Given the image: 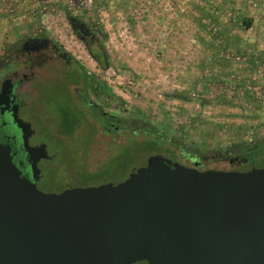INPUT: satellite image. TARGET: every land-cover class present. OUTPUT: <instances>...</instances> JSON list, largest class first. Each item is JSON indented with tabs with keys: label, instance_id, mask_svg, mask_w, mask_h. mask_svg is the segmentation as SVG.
I'll use <instances>...</instances> for the list:
<instances>
[{
	"label": "rangeland",
	"instance_id": "obj_1",
	"mask_svg": "<svg viewBox=\"0 0 264 264\" xmlns=\"http://www.w3.org/2000/svg\"><path fill=\"white\" fill-rule=\"evenodd\" d=\"M68 17L95 28L112 93L106 112L119 117L125 129L118 139L106 133L101 140L96 133L89 142L81 130L76 140L47 143L55 157L44 166L40 190L80 187L85 172L97 176L90 186L116 184L153 154L181 159L187 167H193L190 158L201 159V171L250 169L230 159L264 140V8L259 1L0 0V54L7 43L37 29L68 49L77 46L81 53L76 54L91 67L73 43ZM224 49L230 54L223 58ZM54 114L46 108L47 118H57ZM21 115L34 130L43 129L38 115L29 110ZM132 130L138 133L129 139ZM44 134L48 139L49 130ZM150 134L162 136L163 150L141 155L135 146ZM252 167L264 168V163Z\"/></svg>",
	"mask_w": 264,
	"mask_h": 264
},
{
	"label": "water",
	"instance_id": "obj_2",
	"mask_svg": "<svg viewBox=\"0 0 264 264\" xmlns=\"http://www.w3.org/2000/svg\"><path fill=\"white\" fill-rule=\"evenodd\" d=\"M74 19H69L73 30ZM0 144V264H264V168L198 170L160 154L118 183L45 193Z\"/></svg>",
	"mask_w": 264,
	"mask_h": 264
},
{
	"label": "flooded vegetation",
	"instance_id": "obj_3",
	"mask_svg": "<svg viewBox=\"0 0 264 264\" xmlns=\"http://www.w3.org/2000/svg\"><path fill=\"white\" fill-rule=\"evenodd\" d=\"M68 18L76 21L75 26L82 27L73 30L70 25L71 38L74 40L73 43L80 45L87 55L91 67H87L81 55L76 54L81 53L77 46H75L77 49H68L58 39L51 38L37 29H33L28 35H19L18 39L7 43L0 54V144L9 148L12 162L21 176L32 182L33 175L23 148V134L21 128L14 123L13 116L20 121V124L22 122L30 126L28 145L30 147L45 145L50 156L49 160H40L37 163L38 172L34 183L38 190H40L38 185L43 181L46 171L44 166L55 157L50 155V146L48 147L47 143L76 140L81 130L88 133L89 142L93 141L96 133L101 140L106 133L112 136V139H118L125 129L119 117L113 115L111 111L106 112L112 93H109L104 78L106 55L99 41L96 40L95 28L87 26L79 18ZM114 107L121 110L119 103ZM46 108L52 109L57 118L52 120L47 118ZM28 110L41 118L43 129L39 132L32 128L29 121L22 118V112ZM142 127L146 129L145 123ZM65 129L70 130L64 131ZM45 130H49L48 139L44 134ZM137 133L138 130H132L129 139ZM167 159L182 165L181 159ZM190 159L193 163V167L190 168L198 169L201 159H197L198 161H193L194 158ZM232 162L239 166L250 165L249 160L242 155L230 159V163ZM127 177L128 175L118 183ZM88 186L90 185L86 186L83 183L80 185V187Z\"/></svg>",
	"mask_w": 264,
	"mask_h": 264
},
{
	"label": "trees",
	"instance_id": "obj_4",
	"mask_svg": "<svg viewBox=\"0 0 264 264\" xmlns=\"http://www.w3.org/2000/svg\"><path fill=\"white\" fill-rule=\"evenodd\" d=\"M249 25H247L245 28H248ZM228 46V45H227ZM226 49L223 50V53L220 54L221 57L224 58L228 57L229 54L228 53H224ZM236 52H239L238 49H236ZM224 54V55H223ZM232 54V53H231ZM261 55V54H258ZM263 85H264V79H263ZM180 96V95H178ZM70 129H65L64 131H67ZM62 131V132H64ZM73 131V129H71V132ZM151 138H149L148 140H144L141 143H137L135 147H137V149H139L140 154L143 155V153H150L153 151H162L163 150V142L165 141L164 139H162V136H153L152 134H150ZM169 142V140H166ZM238 148V147H237ZM178 149H180L181 151L183 149H187V147H181L180 145H178ZM246 149V148H245ZM127 151H129L128 149H126ZM242 156L247 158L249 160V164L250 165H256V164H261L264 163V140L259 142H254L252 145H249L247 147V149L244 151L242 150ZM174 159V157H173ZM176 159V158H175ZM194 161H197V159H195ZM201 166V165H199ZM97 176L95 174H91L88 172L84 173L83 176V185H89L88 182L92 181L93 179H95ZM143 264V263H140Z\"/></svg>",
	"mask_w": 264,
	"mask_h": 264
},
{
	"label": "crops",
	"instance_id": "obj_5",
	"mask_svg": "<svg viewBox=\"0 0 264 264\" xmlns=\"http://www.w3.org/2000/svg\"><path fill=\"white\" fill-rule=\"evenodd\" d=\"M257 1H259V4L261 5V8H264V0H257ZM259 12L261 11V10H258ZM256 12V11H255ZM257 13V12H256ZM253 24H255V23H253ZM251 26H252V23H251V25L249 26V28L248 29H250L251 28Z\"/></svg>",
	"mask_w": 264,
	"mask_h": 264
}]
</instances>
